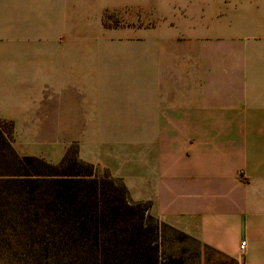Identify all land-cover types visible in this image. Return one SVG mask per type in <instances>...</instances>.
Listing matches in <instances>:
<instances>
[{"label": "crops", "instance_id": "crops-1", "mask_svg": "<svg viewBox=\"0 0 264 264\" xmlns=\"http://www.w3.org/2000/svg\"><path fill=\"white\" fill-rule=\"evenodd\" d=\"M107 13L154 23L108 26ZM259 28L264 0H0V119L20 155L56 164L78 142L161 222L264 264Z\"/></svg>", "mask_w": 264, "mask_h": 264}, {"label": "trees", "instance_id": "trees-1", "mask_svg": "<svg viewBox=\"0 0 264 264\" xmlns=\"http://www.w3.org/2000/svg\"><path fill=\"white\" fill-rule=\"evenodd\" d=\"M96 167L74 145L56 164L20 155L13 122L0 119V264H238L161 222L151 202H133ZM163 226L195 242V257L164 253Z\"/></svg>", "mask_w": 264, "mask_h": 264}, {"label": "rangeland", "instance_id": "rangeland-1", "mask_svg": "<svg viewBox=\"0 0 264 264\" xmlns=\"http://www.w3.org/2000/svg\"><path fill=\"white\" fill-rule=\"evenodd\" d=\"M23 13L25 12L24 9L22 10ZM146 20H148L147 18H144ZM153 24L154 21L153 20H149V22H145L142 21L140 17H138V15H133L132 17L129 16L128 13H107L106 17H105V24L108 26H121V25H133V24ZM259 30L263 31L264 29H260ZM4 39V37L1 36L0 33V40ZM3 42V40L1 41V43ZM113 134H120V133H108V132H99L98 133V137L97 140H99L101 143L105 142L106 139H110L111 135ZM136 136H139V139L141 138L142 133H135ZM75 148L79 149V145L78 142H75L74 144ZM112 147L111 146H101V145H95V146H91L89 148L90 153L92 154L93 157H96L98 160H100L102 163L105 164H109L110 166L116 165L117 169H119L121 172L126 174V171L128 170V166L126 165V163L124 161H122L121 159H115V155H113L110 151ZM114 150L116 148H113ZM138 161V160H136ZM135 161V162H136ZM96 167V174L99 175L100 177H103L106 173V171L110 172L109 169L105 168L104 166H101L99 164H95ZM140 165V163L138 164ZM141 166V165H140ZM111 176H113L114 178L120 179L123 181V179L114 176L111 172H110ZM124 182V181H123ZM131 197V196H130ZM131 200L133 202H138L133 200V198L131 197ZM161 232H162V236L164 239V244H163V252L164 253H170V252H174V253H185L184 255L189 256H193L195 257V254L198 253V245H196L195 242L190 241L189 239L186 240H181L180 236L178 233H176L175 231H173L172 229H170L169 227H162L161 228ZM197 248V249H196ZM199 250L201 251L202 256L207 252V250L205 249V247L199 245Z\"/></svg>", "mask_w": 264, "mask_h": 264}, {"label": "built area", "instance_id": "built-area-1", "mask_svg": "<svg viewBox=\"0 0 264 264\" xmlns=\"http://www.w3.org/2000/svg\"><path fill=\"white\" fill-rule=\"evenodd\" d=\"M245 245H246V242L243 241V242L241 243V249H244V248H245Z\"/></svg>", "mask_w": 264, "mask_h": 264}]
</instances>
